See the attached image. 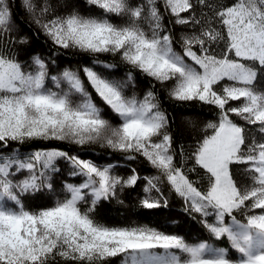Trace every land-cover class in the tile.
Listing matches in <instances>:
<instances>
[{
    "label": "snow or ice",
    "instance_id": "obj_1",
    "mask_svg": "<svg viewBox=\"0 0 264 264\" xmlns=\"http://www.w3.org/2000/svg\"><path fill=\"white\" fill-rule=\"evenodd\" d=\"M85 3L89 15L67 0L63 12L53 0H0V149L98 146L154 174L132 168L122 177L118 165L58 147L23 157L0 152V264H264V0ZM17 6L54 55L91 63L53 75L37 54L26 71L19 49L13 52L30 43L13 36ZM101 57L127 66L126 77L115 78L118 65ZM135 73L151 81L142 97ZM157 88L201 111H186L174 131ZM59 161L81 182H65L68 195L50 207L27 208V199L55 191ZM141 179L143 210L177 198L209 238H226L229 247L190 243L148 224L108 226L94 216L99 203L118 200Z\"/></svg>",
    "mask_w": 264,
    "mask_h": 264
},
{
    "label": "trees",
    "instance_id": "obj_2",
    "mask_svg": "<svg viewBox=\"0 0 264 264\" xmlns=\"http://www.w3.org/2000/svg\"><path fill=\"white\" fill-rule=\"evenodd\" d=\"M58 5V12L64 11L65 0H53ZM76 7V9L82 15H89V9L85 0H67ZM96 10H93V13ZM13 15L17 23L18 32L13 33V36L23 35L27 36L30 43L27 45L16 44L13 48V52L19 49V59L24 64L25 70H32L31 56L39 55L42 59L49 62L51 74H56L58 70H62L65 67L76 68L81 64H90L91 57L78 56V55H54L52 45L49 40L42 34L38 33V30L34 25H31L28 18L23 11L17 6L13 10ZM170 26V25H169ZM101 59H108L109 62L116 63L118 67L114 69L115 78H125L128 72V67L120 64L118 60L113 58L101 57ZM55 60L56 63L52 64L51 61ZM97 71L107 73V70L102 69L100 66H94ZM51 86L50 81L48 82ZM151 81L135 73V91L138 96L142 97L143 94L150 87ZM91 91V89H89ZM158 95L161 98V105L166 110L169 118L174 120L173 130L179 126L182 127L186 119V111H201L199 106H186L182 104H174L167 99L166 93L163 90L157 88ZM94 95V94H93ZM94 99L98 106L102 108L104 112H107L106 106L94 95ZM238 103V102H233ZM207 114V109H204ZM63 148L72 152H80L79 149H75L71 145L58 144L51 142L48 144L42 142H36L35 144L18 145L13 144L7 149H0V152L5 154L15 153L19 151L21 157L29 153L30 151L40 148ZM81 155L94 159L97 163L106 164L111 162L113 165H118L114 168V172L122 177L129 175L130 169L135 168L141 177L147 175H153L154 170L150 169L146 163L125 161L121 154L112 153L110 150L101 149L98 146H91L80 152ZM58 167L61 169L58 175L54 176V188L55 191L44 190L42 194L37 195L36 198H29L26 200V207L31 210H36L41 207H50L57 200H63L68 194L63 190V184L65 182L78 184L81 182V178L72 177L68 174L69 169L64 161L58 162ZM145 181L140 180L137 187L134 189H125L123 193H118L119 199H113L112 201H103L99 203L94 212V216L102 223L108 226H127L130 224H148L156 227L165 232L179 234L183 236L188 242H197L198 240L207 241L213 244V246L229 247L226 238H222L217 241L214 238H209V234L202 228L201 224L197 222V219H193L187 213L183 211L182 202L174 197H169V206L167 208H161L157 210H143L139 206V201L142 199L144 193L142 191ZM120 201H123L122 203ZM84 207V205H82ZM239 218V217H238ZM232 255L235 257L238 254L232 251ZM119 258H116L114 264H118Z\"/></svg>",
    "mask_w": 264,
    "mask_h": 264
}]
</instances>
